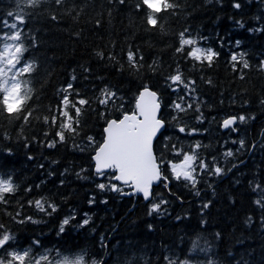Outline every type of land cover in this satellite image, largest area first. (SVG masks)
Returning <instances> with one entry per match:
<instances>
[{
	"label": "trees",
	"instance_id": "obj_1",
	"mask_svg": "<svg viewBox=\"0 0 264 264\" xmlns=\"http://www.w3.org/2000/svg\"><path fill=\"white\" fill-rule=\"evenodd\" d=\"M169 2L174 8L159 14L155 28L136 11L137 0H63L60 5L40 0L36 7L22 9L27 14L21 26L27 48L23 59L36 68L25 77L33 89L27 105L33 111L30 123L0 117V172L11 174L17 186L6 194L8 203H0V223L15 236L7 251L30 248L34 256L48 254L50 259L82 254L86 264H264V207L256 203L264 199V0ZM10 11H20L17 0H0V22L13 20ZM185 29L200 46L219 54L211 65L176 52ZM129 48L139 49L142 67L129 65ZM233 54H243L249 67L243 68L241 61L234 70ZM177 70L185 80L195 81L199 112L195 105L187 112L173 109L186 91H172L168 77ZM69 83L71 99L75 101L78 92L89 103L82 106L77 132H65V141L59 142L58 128L45 124L43 117L56 114L65 94L61 89ZM145 84L157 93L165 121L154 148L165 161L161 170L168 177L167 187L162 182L153 188L148 202L110 188L101 190L97 185L104 183L130 192L108 178L111 172L98 177L92 159L103 142L107 120L134 111ZM105 88L117 94L107 106L99 103ZM240 115L247 119L234 125L237 131L222 127L225 118ZM179 127L186 131L179 132ZM192 129L197 131L188 135ZM53 141L55 147H48ZM197 142L199 158L224 172L198 175L193 188L188 181L172 178L167 161L182 159L174 155L173 145L190 153ZM229 150L233 155L226 157ZM37 199L46 212L29 206ZM160 200L166 203L149 215L151 205ZM49 203L56 206L55 212ZM17 212L37 222L16 223ZM66 217L74 219L61 233ZM85 219L88 224L81 227ZM2 257L5 249H0Z\"/></svg>",
	"mask_w": 264,
	"mask_h": 264
},
{
	"label": "snow or ice",
	"instance_id": "obj_2",
	"mask_svg": "<svg viewBox=\"0 0 264 264\" xmlns=\"http://www.w3.org/2000/svg\"><path fill=\"white\" fill-rule=\"evenodd\" d=\"M120 2L124 3V0H120ZM39 3L40 0H17V9L20 11H10L8 13V16L13 18L12 21L3 20L0 22L2 28L9 29V31H3L0 28V45H2L0 47V117H4L6 114L7 118H9V123L22 119L24 124H28L30 123V118L33 116V111L27 107L33 89L29 86L31 83L30 79L25 77L31 76L36 65L34 62L24 61L23 59L27 48L22 39L25 30L21 26L25 24L27 16L22 9L24 7H36ZM55 3L60 5L63 3V0H55ZM174 6L169 0H137L135 5L136 11L143 13L146 24L153 28L158 26L159 14L174 8ZM233 6L237 9L240 8L239 3H235ZM52 19H56V17L53 16ZM160 27L162 28V25ZM187 33L188 30L185 29L179 34V46L175 49L176 52L182 54L188 60L198 63L206 61L211 65L214 57H217L219 54L212 48L200 46V41ZM236 43L239 45L240 42L237 41ZM33 46H35L34 39ZM97 55L104 58L103 53L98 52ZM108 59H115V57L109 56ZM231 59L234 62V70L236 64L241 61H243V68L249 67L248 62L244 60L243 54L239 56L233 54ZM142 60L143 56L139 54V49L133 51L129 48L127 51V61L133 69L142 67L143 65L140 64ZM261 67L264 68V62H262ZM168 80L173 92H179L181 88L186 89L184 94L178 96V100L173 102V109L177 113L187 112L193 109L195 105V110L199 112L198 98L193 95L195 89L192 86L195 84V81L185 80L179 70L175 74L170 75ZM72 90L73 86L71 83L61 89L65 94L57 106L56 114H53L51 117H43L45 124L58 128L55 136L59 138V142L65 141V132H77V128L79 127L78 118L81 115L82 106L89 103L87 99L80 98L78 92L76 93L77 99L73 101L71 99ZM102 95L105 98L100 99L99 103L107 106L110 101L114 100L117 94L105 88L102 90ZM69 109L74 110L75 115ZM159 112L160 102L157 93L150 90L149 86L145 84L136 98L134 111L131 113L123 112L120 118L107 120L106 126L103 129V142L96 146L95 154L92 157L95 162V172L98 177H104L106 173L111 172L113 175L108 178L131 188L132 193L124 192L117 184L105 185L104 183H100L97 186L101 190L110 188L111 191L120 192L122 195L142 194L143 198L148 200L151 196L152 185L155 182L163 180L165 187H167L168 177L164 176L161 170L165 161L162 156L158 157L156 155L154 148V141L157 139L158 133H161V130L165 127V121L159 117ZM172 119L177 120V117L173 116ZM246 119L244 115L228 117L223 120L222 127L235 132L237 129L234 125L238 121L243 123ZM178 131L184 133L186 128L179 127ZM196 131V129H192L187 134L193 135ZM44 134L45 136L48 135L47 132ZM5 138H8L7 134H5ZM55 143V141L49 142L47 146L55 147ZM89 143H94L91 137L89 138ZM239 144L241 148L245 146L243 140H240ZM200 147L201 145L197 142L189 153L176 149L175 145L172 146L174 155H182V159L179 162L167 161L173 179L188 181L195 188L198 175L205 172L216 176L223 174V168L210 166L206 161L199 158L197 150ZM224 155L231 157L233 152L229 150ZM197 167L199 168V172H197ZM256 187L260 189V185ZM16 190L17 186L14 183L13 176L0 172V203L7 204L8 201L5 199L6 194H12ZM261 190L264 191V189ZM27 191H31V188H28ZM197 195H199V192H197ZM28 203L29 206L34 205L39 211L46 212L45 204L41 200L37 199ZM165 203L166 201L164 200L153 203L149 209V215L159 212L161 206ZM256 203L264 207V199H258ZM47 207L52 212L56 211L54 204L49 203ZM203 207L207 208L208 204H204ZM13 219L16 223L20 224L37 222L31 216H23L20 212H17ZM70 219H74V217H66L62 221L59 229L61 233L64 231V226L69 224ZM86 224H88L87 219L83 221L81 227ZM14 240V234L3 223H0V249H5L6 252V257L0 258V264H86L85 256L82 254H61L55 259H50L48 254L34 256L30 248L22 251L15 249L7 251L5 246ZM33 244L39 245V241H33ZM93 264H96V262L93 261Z\"/></svg>",
	"mask_w": 264,
	"mask_h": 264
},
{
	"label": "water",
	"instance_id": "obj_3",
	"mask_svg": "<svg viewBox=\"0 0 264 264\" xmlns=\"http://www.w3.org/2000/svg\"><path fill=\"white\" fill-rule=\"evenodd\" d=\"M160 111H161V108H160ZM159 117H160V112H159ZM165 128V127H164ZM164 128L161 130V133L164 131ZM161 133H158V136H157V138L160 136V134ZM157 140V139H156ZM155 140V141H156ZM155 141H154V143H155ZM116 183H118L119 185H121V186H124V185H122V184H120L119 182H117V181H115ZM162 182H164L163 180H161V181H158V182H155L153 185H152V188H151V196H152V191H153V188H155L156 186H158L159 184H161ZM165 183V182H164ZM168 183V182H167ZM129 193H132V189L130 188V192ZM128 196H134V197H141L144 201H146V202H148V201H150V199H151V196H150V198L148 199V200H145L144 198H143V195L142 194H129Z\"/></svg>",
	"mask_w": 264,
	"mask_h": 264
}]
</instances>
